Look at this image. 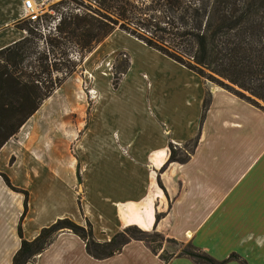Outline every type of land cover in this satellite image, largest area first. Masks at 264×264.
I'll use <instances>...</instances> for the list:
<instances>
[{"label":"crops","instance_id":"crops-1","mask_svg":"<svg viewBox=\"0 0 264 264\" xmlns=\"http://www.w3.org/2000/svg\"><path fill=\"white\" fill-rule=\"evenodd\" d=\"M38 1L0 0V48L23 36L13 24L23 18L26 4ZM94 51L108 57L123 53L126 67L113 88L94 78L97 94L75 140L84 150L79 160L63 156V116L50 113L53 126L45 129L36 124L44 119L41 109L0 145V175L24 193L21 238L30 240L59 218L77 225L85 220L97 242L133 225L189 243L214 260L233 253L245 264H264V111L205 86L194 73L117 29L83 60ZM204 90L209 101L199 121ZM194 136L183 163L159 170L166 143L180 147ZM22 198L0 177V264H10L18 246ZM24 264L192 262L179 256L162 263L137 240L95 260L74 235L59 232Z\"/></svg>","mask_w":264,"mask_h":264},{"label":"trees","instance_id":"trees-1","mask_svg":"<svg viewBox=\"0 0 264 264\" xmlns=\"http://www.w3.org/2000/svg\"><path fill=\"white\" fill-rule=\"evenodd\" d=\"M68 2L72 5L66 8ZM68 2H57L65 8L54 22L53 15L45 13L41 15L40 27L25 18L16 21L13 26L22 30L23 36L0 48V145L16 132L63 77L74 70L82 57L113 29L179 64L203 83H212L252 107L264 110V0ZM125 67L126 62L117 75ZM116 78L111 79V87L115 86ZM208 101V93L204 90L199 121ZM189 142V149L182 156L175 152L178 148L166 143L165 158L159 170L169 162L183 163L194 147L196 137ZM0 177L9 190L19 192L23 197L15 225L18 246L10 257V264L26 263L59 232L74 235L82 243L83 252L95 260L117 253L129 240H137L162 263L185 256L192 264H222L228 260L245 264L233 253L214 260L189 243L166 238L153 228L142 231L133 225H126L106 241L97 242L85 220L82 225H77L67 218H59L39 228L30 240H24L19 229L24 193L11 187L2 175ZM153 219L156 220V215ZM161 241L170 243L176 250L166 252Z\"/></svg>","mask_w":264,"mask_h":264},{"label":"rangeland","instance_id":"rangeland-1","mask_svg":"<svg viewBox=\"0 0 264 264\" xmlns=\"http://www.w3.org/2000/svg\"><path fill=\"white\" fill-rule=\"evenodd\" d=\"M58 1L59 0H47V2L44 3V9L49 12L45 14L57 16V14L65 8V5L57 3ZM63 1L68 2V0ZM71 5L72 3L68 2L66 8H69ZM87 54L82 57L80 63L75 66L74 70L71 73L63 77L64 79L61 80L59 85L55 87L50 92V94L38 104L36 108L38 115L41 110H46L47 114L43 112V114L45 113V115H43L44 119H42L41 122H39L40 118L36 119L37 126H39V124H42L43 128L45 129L49 128L50 125L53 126V124H51V121L53 119H51L50 113L56 112L57 114H61L63 116L64 121L62 123V151L64 158L69 159V161H72V158L74 159V161H77V159L79 160V154L84 151L83 147H81L82 144L77 143L75 140H77V138L81 136V133L85 128L86 112L92 103L91 101L93 97L97 94L96 89L97 86H99V83L96 82V84H94V78L98 76L105 79L108 85L111 87V79L116 76L117 81L118 77L120 76V74H117L121 71L122 64L126 62V58L123 53H115L112 56L110 55L108 57L98 55V52L94 51L90 56L83 60ZM71 57L73 58L74 55H71ZM204 85L216 87L215 85L207 81H204ZM67 96L72 99L71 103L69 102L70 100L67 101L65 99ZM57 117L58 119L61 118V116ZM31 122L33 121L31 120ZM77 144H80V146L77 147ZM189 145L190 142L186 141L182 147L181 145L180 147L174 145L173 146L176 148L179 147L178 150H175V152L178 156H182V154H184V152L189 149ZM76 164L74 166L73 173L76 182H78V167ZM76 206H78L77 201ZM151 244L153 245V243ZM160 245H162L163 249L166 252H174L176 250L175 246L164 241H161Z\"/></svg>","mask_w":264,"mask_h":264},{"label":"built area","instance_id":"built-area-1","mask_svg":"<svg viewBox=\"0 0 264 264\" xmlns=\"http://www.w3.org/2000/svg\"><path fill=\"white\" fill-rule=\"evenodd\" d=\"M47 0H39L37 3L26 4L23 10V18H25L28 22L36 23L37 27H40L41 15L43 13H47L49 11L44 9V3ZM56 16H53V22L56 21Z\"/></svg>","mask_w":264,"mask_h":264}]
</instances>
